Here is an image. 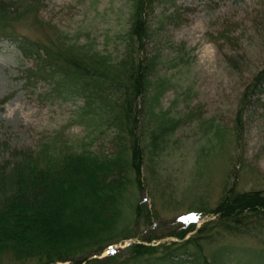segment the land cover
I'll return each instance as SVG.
<instances>
[{
  "label": "rangeland",
  "instance_id": "obj_1",
  "mask_svg": "<svg viewBox=\"0 0 264 264\" xmlns=\"http://www.w3.org/2000/svg\"><path fill=\"white\" fill-rule=\"evenodd\" d=\"M0 1L11 16L22 11L11 20L16 33L43 44L52 53L69 49L76 54L89 44L115 54L119 50L115 34L127 28L132 2L39 0L30 8V0ZM172 9L173 17L159 44L165 59L160 73L166 86L158 109H162L161 120L173 117L176 122L159 153L142 169L145 185L134 198L146 206L147 217L140 214L134 218L126 210L119 225L134 235L112 243V248L105 246L98 257L123 252L130 242L156 245L179 241L167 232L192 224L198 228L213 219L215 214L201 208L213 206L224 182L232 181L228 173L232 163L238 190L264 188V92H257L264 90V0H176L169 12ZM44 51L37 55L33 49L25 56L17 40L0 35V168L14 159L16 152L36 150L51 139L90 140L92 147L102 152L114 147L110 129L94 140L91 135L97 131L90 133L81 121L73 119L82 96L63 97L49 76L33 73L45 62ZM248 87L251 95L246 94V105L241 107ZM155 124L153 118L149 127ZM247 230L239 235L222 231L216 246L233 245V252L222 247L215 260L205 248L202 259L211 264H237V249L255 248L264 253V223H253ZM152 234L156 237L145 240ZM208 247L213 250L214 244ZM0 264H35V260H18L10 250H4Z\"/></svg>",
  "mask_w": 264,
  "mask_h": 264
},
{
  "label": "trees",
  "instance_id": "obj_2",
  "mask_svg": "<svg viewBox=\"0 0 264 264\" xmlns=\"http://www.w3.org/2000/svg\"><path fill=\"white\" fill-rule=\"evenodd\" d=\"M37 2L30 0L27 5L35 8ZM175 5L176 0H132L128 26L115 34L119 48L115 54L90 44L76 54L69 49L52 53L16 33L11 20L22 11L11 16L0 1V35L17 40L25 56L33 49L37 55L45 50V62L33 73L49 76L63 97L82 96L73 119L90 133L97 131L90 134L94 140L110 129L114 145L112 151L102 152L90 140L51 139L36 150L16 152L0 168V252L10 250L16 259H33L35 264H211L201 257L205 248L215 260L222 247L234 250L233 245L216 246L222 231L239 235L247 233L253 223H264V188L238 190L232 163L228 169L232 181L224 182L213 206L201 208L215 214L213 219L198 228L192 224L167 232L179 241L130 242L123 252L98 257L105 246L134 235L119 225L126 210L134 218L148 215L146 206L134 197L145 185L141 176L144 163L159 153L176 122L173 117L161 120L162 109H158L166 86L160 73L165 59L159 44L175 11L169 9ZM247 89L241 107L246 105V94L251 95L250 87ZM153 118L156 124L150 128ZM239 123L238 117L235 129ZM189 231L194 232L186 236ZM210 244H214L213 250ZM240 249L237 264H264L262 250Z\"/></svg>",
  "mask_w": 264,
  "mask_h": 264
},
{
  "label": "bare ground",
  "instance_id": "obj_3",
  "mask_svg": "<svg viewBox=\"0 0 264 264\" xmlns=\"http://www.w3.org/2000/svg\"><path fill=\"white\" fill-rule=\"evenodd\" d=\"M207 59H209L208 56H206V58H204L205 61H207ZM205 61H204V62H205ZM207 62H208V61H207ZM207 64H208V63H206V65H207ZM210 64H211V63H210ZM209 67H210V66H209ZM210 70H211V69H210Z\"/></svg>",
  "mask_w": 264,
  "mask_h": 264
},
{
  "label": "snow or ice",
  "instance_id": "obj_4",
  "mask_svg": "<svg viewBox=\"0 0 264 264\" xmlns=\"http://www.w3.org/2000/svg\"><path fill=\"white\" fill-rule=\"evenodd\" d=\"M193 218H195V217H193Z\"/></svg>",
  "mask_w": 264,
  "mask_h": 264
}]
</instances>
